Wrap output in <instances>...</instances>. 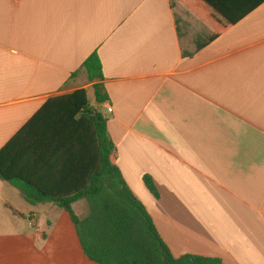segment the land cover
Here are the masks:
<instances>
[{"label":"crops","instance_id":"0c3cea01","mask_svg":"<svg viewBox=\"0 0 264 264\" xmlns=\"http://www.w3.org/2000/svg\"><path fill=\"white\" fill-rule=\"evenodd\" d=\"M216 33L186 0H0V147L48 97L84 88L174 257L264 264V3ZM94 52L103 78L89 81ZM0 264L99 263L66 210L0 178Z\"/></svg>","mask_w":264,"mask_h":264},{"label":"trees","instance_id":"16d2710c","mask_svg":"<svg viewBox=\"0 0 264 264\" xmlns=\"http://www.w3.org/2000/svg\"><path fill=\"white\" fill-rule=\"evenodd\" d=\"M186 1L217 25L218 33L208 41L264 3ZM80 69L89 81L103 78L95 52ZM93 89L98 103L108 99L102 84L95 82ZM114 150L107 119L90 105L86 89L77 88L48 97L0 147V178L17 188L29 204L51 202L66 210L84 253L96 263L222 264L217 257L172 255L146 207L114 163ZM143 181L159 197L152 178L144 175ZM80 199L88 205L84 217L72 207Z\"/></svg>","mask_w":264,"mask_h":264},{"label":"rangeland","instance_id":"374dc122","mask_svg":"<svg viewBox=\"0 0 264 264\" xmlns=\"http://www.w3.org/2000/svg\"><path fill=\"white\" fill-rule=\"evenodd\" d=\"M90 95H92V93L90 92ZM80 206V205H79ZM80 208V207H79ZM80 209H82V207L80 208ZM84 209V208H83ZM75 211H76V213H78V214H81L82 212H80L79 210H77V208H75Z\"/></svg>","mask_w":264,"mask_h":264},{"label":"built area","instance_id":"2783aa9c","mask_svg":"<svg viewBox=\"0 0 264 264\" xmlns=\"http://www.w3.org/2000/svg\"><path fill=\"white\" fill-rule=\"evenodd\" d=\"M107 110L110 112V111H111V108L108 106V107H107Z\"/></svg>","mask_w":264,"mask_h":264}]
</instances>
